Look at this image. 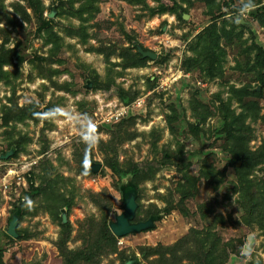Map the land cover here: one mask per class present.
Listing matches in <instances>:
<instances>
[{"label":"rangeland","instance_id":"1","mask_svg":"<svg viewBox=\"0 0 264 264\" xmlns=\"http://www.w3.org/2000/svg\"><path fill=\"white\" fill-rule=\"evenodd\" d=\"M14 1H0V4L4 6L3 8L0 5V15H2L0 29L10 31L9 41L6 44L8 48H13L16 40L21 38L7 20V16H11L22 22L16 17L11 7ZM41 1L47 8L44 11L46 17H49L54 8L56 9L55 17L52 18L57 24L54 31L63 38L64 43L62 45L45 44L42 37H36L34 34L30 36V45L27 50L29 57L23 67L20 68V76L12 78L13 84L0 83V109L2 104H9L7 98L14 91L19 106L23 107L35 101L41 102L40 110H44L49 102H54L59 115L55 116L45 112L46 119L44 121L35 123L32 120H26L24 123L16 124V130H13L12 126H0V156L7 151L10 141L18 138L19 135H27L31 140L26 146V152L11 160V163L18 158L22 161H31L30 158L35 159L37 163L47 158L57 166L59 159H63L59 174L73 180L72 185L74 188H72L75 192L76 202L70 217L67 218L74 226L72 240L68 244L70 250L83 248L81 245L82 239L75 240L79 232L78 222L92 215L97 219L101 217V211L91 202V193L106 191L112 197L114 212L110 215L111 221L115 220V216L121 214L124 208L122 194L116 190V178L108 169L101 173L105 167V155L99 151V142L101 140L107 142L110 139L111 134L107 133V129L114 122L100 123L103 119L97 109L100 110L98 108L100 103H107L111 105V108L108 111L106 110L107 113L113 114L121 107L122 101L114 90H96L93 89L94 87L90 88L88 86L91 81L90 77L98 76V80L103 83L108 78L109 65H107L105 55L94 50L98 47H104L107 51L114 49L115 54H117L111 55V61L120 63L121 58L118 55L120 51L129 47L127 37L129 36L135 39L134 48L137 51L136 45L139 44L148 51L155 52L158 55L157 59L162 55L169 56L164 65L149 61L145 67L129 68L124 76L115 78L116 83L126 90L135 86L140 91L137 99L129 104L133 106L131 112L119 121L123 118L134 119L135 125L132 128L141 135L132 142L125 143L120 147V160L123 161L129 156H133L136 161L140 162L152 159L153 152L149 134L153 129H157L161 134L158 144L160 150L168 147L174 153L176 151V140L183 141L186 146L185 151L192 154L193 168L191 174L193 176L197 177L199 175L201 164L210 162L220 172L227 167L225 176H218V180L224 183L226 187L231 186L235 170L228 165L230 157L224 149L227 145V136L223 133V119L219 116L220 112L217 107L221 106L222 101L228 100L231 94L229 91L230 86L241 87L249 83L250 79L248 76L232 69L235 66L236 57H238L237 51L233 49L228 52L224 80L203 79L199 73H188L182 68L184 58L192 55L189 51V45L205 27L211 24L210 17L204 13V4L195 3L189 11L190 18L182 22L176 15L171 13L172 0H162V2L145 0L150 8L164 9V13L155 15H151L150 10L144 8V6L131 5L125 0H100L97 4L98 14L86 24L90 38L86 43H83L80 37L70 36L71 29L80 27L81 21L75 17H59L57 0ZM63 1L66 4L71 3V0ZM240 4H242V1ZM79 5L80 2L74 3L75 8ZM50 7L52 8L50 9ZM253 9L255 7L239 13H241L243 20H246L250 24L249 26L256 31L257 42L264 46V30L253 22L250 16V11ZM28 12L31 13V10L28 9ZM230 16H227V18L237 17L233 14ZM36 24L37 22L33 17L32 23L25 22L24 27L35 31ZM248 34L246 31L245 37H248ZM3 41V36H0V45ZM35 55L54 59L55 61L50 65L46 63L42 65L47 70L56 69V71H61L53 77V80L59 84H71L72 89L77 92L71 94L64 90H57L46 77L39 76L41 63L31 62ZM5 69L11 72L15 71V68L11 66H6ZM115 69L120 71L122 68L117 67ZM149 79H157V84L151 89L149 88ZM218 95L220 100L216 99ZM193 98L198 99L218 115L208 117L205 126L198 124L201 131L198 132L197 136L189 130V125L197 121L194 117L195 110L190 107V101ZM140 99L142 106L137 107L138 104L135 105V103ZM260 103L264 107V100ZM170 105H174L179 112V122L176 124L178 128L176 129L177 137L170 131L167 123V115L171 113ZM233 108H236V104ZM198 111L201 113L203 110L199 109ZM254 129L256 137L250 142L253 150L264 139V123L255 124ZM8 133H11V135ZM45 139L49 144V148L43 155H40L38 152L41 151ZM89 142L93 143L94 156L92 162L103 165L102 170L95 177L81 172L78 173L81 163L76 159L78 155L76 152ZM139 144L140 149L138 148ZM125 151H128V154ZM2 171L0 173L4 174ZM256 173L262 175L259 171ZM181 175L176 167H166L159 172L154 181L146 183L144 185L145 193L141 199L144 209L150 204H155L159 208L165 207L166 204L162 197L167 196L170 189L174 190L176 188ZM93 178L100 180H97V183H92L91 179ZM129 180H124L123 184ZM24 183H26L25 186L22 185ZM121 184H119L120 187ZM27 188V181L18 185L17 180H13L8 188H4L0 181V243L6 251L5 264H64L58 240L60 227L53 222L47 212L41 209L33 215H25L17 230L21 232L20 230L26 229L31 231L32 234H37V236H32L27 240H9L4 235L12 220L11 217L14 215L15 205H19V199L23 198V191ZM215 195L217 193L213 191L212 186L204 179H200L195 196L188 203L191 213H197L198 216L192 215L190 219H187L178 210L173 211L164 218L160 215L161 218L156 222L153 230L122 238L123 245H118L119 249L128 253H137L140 261L136 264H140L142 256L139 254V250L142 246H155L159 243L171 245L184 237L191 228L205 227L208 223L200 218L197 212L198 206ZM219 197H222V195L220 194ZM215 199L216 197L213 198L214 201ZM175 200L178 201V197ZM26 207L36 209L35 207H39V203L38 201L28 202ZM233 212L236 217L240 218L241 210L237 205L233 207ZM222 233L225 240L241 236L247 237V245L245 251H243L244 255L242 254L239 259H234V264H249L254 254L264 262V236L257 228L251 229L243 225L239 229L229 228ZM142 262L141 264H145L144 261ZM120 263L116 255L104 256L102 259V264ZM84 264H91V261Z\"/></svg>","mask_w":264,"mask_h":264},{"label":"trees","instance_id":"2","mask_svg":"<svg viewBox=\"0 0 264 264\" xmlns=\"http://www.w3.org/2000/svg\"><path fill=\"white\" fill-rule=\"evenodd\" d=\"M99 1L71 0L70 4H66L63 0H57L59 17H75L81 21L80 27L71 29L70 36L80 37L83 43L88 41L90 36L86 24L98 14L97 4ZM125 1L131 5L144 6V8L150 10L151 15L164 13L163 8H150L145 0ZM156 1L162 2V0ZM241 1L242 4H240ZM75 2H80L77 8L74 6ZM172 2L171 13L176 15L182 22H185L183 15L189 14L195 3L204 4V13L210 17L211 21V24L205 27L189 45V51L192 55L186 56L182 62V68L186 72L199 73L203 79L224 80L228 52L233 49L237 51L238 57H236L235 66L232 69L248 76L250 79L249 83L241 87L230 86L229 91L231 94L228 100L222 101L221 106L217 107L220 112L219 116L223 119V133L227 136V145L224 149L230 157L228 165L235 170L234 180L231 181L230 187H226L218 178L225 176L227 167L220 172L210 162L201 164L199 175L197 177L193 176L191 174L193 168L192 154L185 151L186 146L183 141L176 140V151L174 153L168 147L160 150L158 144L161 134L157 129H153L149 134L153 152L152 159L140 162L136 161L133 156H129L121 161L120 147L125 143L132 142L141 135L132 128L135 125V120L129 118L114 122L107 129V133L111 134L110 139L107 142L103 140L99 142V151L105 155V167L101 173L105 172L106 169L111 171L117 180L116 190L118 191H120L119 184L127 179H130L136 186L139 207L135 222L146 221L152 216L159 215L164 218L175 210L180 211L183 217L187 219H190L192 215L198 216L197 213H191L188 203L194 198L200 179L207 181L217 195L211 196L205 203L199 205L197 212L200 218L208 224L202 228H191L184 237L171 245L159 243L155 246H142L139 254L145 264H234V259H239L242 254L244 255L243 251H245L247 245V237L241 236L225 240L222 236L223 231L229 228L239 229L245 225L251 229L257 228L264 236V139L261 140L256 149L253 150L250 146V142L256 137L254 125L264 123V107L260 103L264 100V46L257 42L256 31L249 25L241 23L243 17L239 13L255 7L250 11V16L253 22L264 30V0H172ZM11 5L16 17L22 22H19L15 17L7 16L9 25L21 36L19 40H16L13 48L6 47L10 31L0 29V36H3L4 39L0 45V83L5 82L6 85L13 84L12 78L20 76V68L23 67L29 57L27 50L31 35L42 37L45 44L62 45L64 43L63 38L54 31L55 26H57L56 22L45 16L44 11L47 8L41 0H15ZM2 7L4 8L3 5ZM28 9L31 10V13L28 12ZM232 14L237 15V17L227 18ZM1 16L0 21L2 20ZM33 17L37 22L35 31L24 27L25 22L32 23ZM246 31L249 33L248 37H245ZM127 37L130 45L120 51L118 55L121 58L120 63L111 61V55L117 54H115L114 49L108 51L104 47L94 49L97 53L104 54L106 57L107 65H109L108 78L103 83L98 80V76L90 77V83L92 88L94 87L93 89L96 90H114L120 100L129 105L137 99L140 91L135 86L126 90L116 83L115 78L124 76L129 68L145 67L149 61L164 65L169 56L162 55L155 61L144 58L134 48L135 39ZM144 50L148 51L146 48ZM54 61V59L35 55L31 62L41 63L39 76L46 77L54 88L75 94L77 91L72 89L71 84H59L53 80V77L61 71H56V69L47 70L42 65L44 63L50 65ZM6 66L15 68V71L11 72L5 69ZM117 67L122 69L117 71L115 69ZM149 84V88H153L157 84V79H149ZM259 87L261 90H259ZM7 99L9 104H2L0 109V126L3 127L12 126L13 130H16V124L24 123L26 120L39 123L46 119L45 112L55 116L59 115L54 102H49L44 110H40L41 102L32 101L26 106H19L14 91ZM216 99L220 100L219 95ZM234 104H236V108L232 109ZM169 107L171 113L167 115L168 127L177 137L176 129L178 128L176 124L179 122V112L174 105ZM190 107L195 110L194 117L197 121L189 125V130L197 136L198 132L201 131L198 124L205 126L207 118L217 114L196 98L190 101ZM199 109L203 111L199 113ZM237 110L240 111L237 112ZM8 134L11 135V133ZM30 140L27 135H19L18 138H14L8 144L7 151L15 147V154L8 160L0 161L9 162L19 157L21 153L26 152V146ZM48 148L49 144L45 139L44 145L38 153L43 155ZM138 148L140 149V144ZM125 153L128 154V151H125ZM76 154H78L77 161L81 163L78 173L81 172L92 177L97 176L89 169V162L92 161L94 156L93 143H87ZM62 163V158L59 159L57 166L52 161L44 158L25 174L28 188L23 191V198L19 199V205H15L13 214L22 208L21 222L27 214L33 215L40 209L47 212L53 222L60 227L58 240L64 264H84L90 261L91 264H102L104 256L112 255H116L121 262L120 264H125L129 260H137V253H128L119 249L118 238L110 230V215L114 212V203L112 197L106 191L91 193V202L101 211V217L97 219L92 215L78 222L79 232L75 240L82 239L81 245L83 248L74 250L68 248V244L72 240L74 226L69 219L67 222H63V214L66 213L67 218H69L76 202L74 186L72 185L73 180L59 174ZM166 167H176L182 174L181 179L174 190L170 189L168 195L162 197L166 204L165 207L159 208L155 204H150L144 209L141 204V199L145 193L144 185L154 181L159 172ZM257 171L261 172L262 175H258ZM220 194L222 197H219ZM176 197H178V201L175 200ZM215 197L214 201L213 198ZM233 199L235 201H232ZM32 201H38L39 207H35L36 209L27 208L26 204ZM235 205L241 210L240 218L234 215L233 207ZM20 231V236L17 239L27 240L32 236H37V234H32L31 231L26 229ZM4 235L9 240L15 239L6 233ZM5 253V249L0 243V264H5ZM249 264H264V262L254 254Z\"/></svg>","mask_w":264,"mask_h":264},{"label":"water","instance_id":"3","mask_svg":"<svg viewBox=\"0 0 264 264\" xmlns=\"http://www.w3.org/2000/svg\"><path fill=\"white\" fill-rule=\"evenodd\" d=\"M56 14V9L54 8L51 14L49 15L50 18H54ZM184 19L187 20L190 18L188 14L183 15ZM242 24L250 25L248 22L242 20ZM138 52L142 54L144 58H149L151 60H157L158 55L153 51H145L143 47H141L139 44L136 45ZM89 87H92L91 83L88 85ZM259 90L261 88L259 87ZM16 152V148L12 147L11 150H9L6 153H2L0 156L1 160H8L11 158ZM103 168V165L101 163H96L90 161L89 163V169L92 173L98 174ZM120 192L122 194V199L124 203V208L121 214L115 216V220L111 221L109 223V227L111 232L117 237V238H124L129 235H135L142 233L148 229H152L155 227V224L157 221L160 220L159 216H152L146 221H139L135 222L136 218V212L139 207V204L137 202L138 198V191L136 186L132 183L131 180H129L127 183L122 184L120 187ZM21 209H18L10 221L9 227L6 230V233L17 239L20 236V233L17 231L18 226L20 223V217H21ZM67 215L66 213L63 214V222H67ZM140 261L138 258L135 261L129 260L125 264H136Z\"/></svg>","mask_w":264,"mask_h":264},{"label":"built area","instance_id":"4","mask_svg":"<svg viewBox=\"0 0 264 264\" xmlns=\"http://www.w3.org/2000/svg\"><path fill=\"white\" fill-rule=\"evenodd\" d=\"M137 107L142 106L141 99L135 103ZM141 104V105H140ZM132 105H127L122 102V105L119 109L115 111V113H107L109 108H111L110 104L107 103H100V106L97 109V112L100 113L102 116L103 121H100V123H112L119 121L122 117L126 116L128 113H130ZM107 110V111H106ZM46 155V154H45ZM31 161H22L19 158L15 162H1L0 161V171L4 172V174L0 173V181L4 188H8L10 183H12L13 180H17L18 185L24 181H26L25 174L30 171V168L33 165H36L37 162L35 159H31ZM97 180L100 179H91L92 183H97ZM90 181V182H91ZM26 185V183L22 184ZM122 238H118V245H123V242L121 241Z\"/></svg>","mask_w":264,"mask_h":264},{"label":"flooded vegetation","instance_id":"5","mask_svg":"<svg viewBox=\"0 0 264 264\" xmlns=\"http://www.w3.org/2000/svg\"><path fill=\"white\" fill-rule=\"evenodd\" d=\"M122 184H123V182H122ZM122 184H121V185H122Z\"/></svg>","mask_w":264,"mask_h":264},{"label":"clouds","instance_id":"6","mask_svg":"<svg viewBox=\"0 0 264 264\" xmlns=\"http://www.w3.org/2000/svg\"><path fill=\"white\" fill-rule=\"evenodd\" d=\"M1 160V159H0ZM2 162V161H1Z\"/></svg>","mask_w":264,"mask_h":264}]
</instances>
